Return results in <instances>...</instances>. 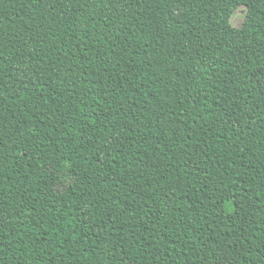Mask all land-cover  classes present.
Masks as SVG:
<instances>
[{
    "label": "trees",
    "instance_id": "obj_1",
    "mask_svg": "<svg viewBox=\"0 0 264 264\" xmlns=\"http://www.w3.org/2000/svg\"><path fill=\"white\" fill-rule=\"evenodd\" d=\"M0 264H264V0H0Z\"/></svg>",
    "mask_w": 264,
    "mask_h": 264
},
{
    "label": "rangeland",
    "instance_id": "obj_2",
    "mask_svg": "<svg viewBox=\"0 0 264 264\" xmlns=\"http://www.w3.org/2000/svg\"><path fill=\"white\" fill-rule=\"evenodd\" d=\"M244 14L243 7H239L231 18V24L235 27H239L243 22Z\"/></svg>",
    "mask_w": 264,
    "mask_h": 264
}]
</instances>
